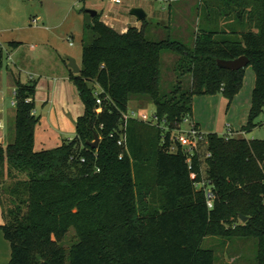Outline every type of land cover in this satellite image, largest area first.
Here are the masks:
<instances>
[{
	"label": "trees",
	"instance_id": "trees-1",
	"mask_svg": "<svg viewBox=\"0 0 264 264\" xmlns=\"http://www.w3.org/2000/svg\"><path fill=\"white\" fill-rule=\"evenodd\" d=\"M199 11L205 20L192 47L151 41L147 18L121 33L101 14L93 17L81 73L71 71L85 113L75 138L57 148L36 151L37 83L18 82L15 138L0 143V230L11 246L9 264H215L216 253L203 248L210 236L257 239V264H264V140L208 134L206 180L198 152L191 156L176 141L171 150V132L192 117L195 96L222 94L231 105L242 91L245 69H223L218 60L250 59L256 85L243 131L259 125L264 0H201ZM167 52L179 56L180 76L189 74L192 84L163 95ZM3 59L0 45V71ZM133 98L154 102L157 125L125 123ZM203 181L215 195L213 209L197 187ZM241 215L249 220L242 224Z\"/></svg>",
	"mask_w": 264,
	"mask_h": 264
},
{
	"label": "rangeland",
	"instance_id": "rangeland-1",
	"mask_svg": "<svg viewBox=\"0 0 264 264\" xmlns=\"http://www.w3.org/2000/svg\"><path fill=\"white\" fill-rule=\"evenodd\" d=\"M119 3L112 0H0V45L4 53L3 66L0 71V120L6 125L4 135L5 146L14 140L15 136V114L16 107L12 102L16 99L15 92L18 82L30 84V76L34 75L37 83L35 97L37 98L36 109L38 116L42 117V124L37 125L36 151H43L40 147L41 137L49 138L50 134L57 133L63 141L75 138V131L65 132L53 126L49 121V109L43 98L49 93V85L54 80H60L67 70V76L71 79L72 72L68 67L67 57L75 59L82 68L84 46L94 38V33L89 29L93 16L91 12H98L104 17L114 20L130 19L136 21L133 12L142 9L147 15V21L151 24L148 38L151 41L174 40L192 47L199 29L203 28L204 15L199 13L201 0H119ZM43 17L39 26L33 25V20ZM122 26L125 24L119 23ZM224 25L215 20V25ZM39 27V28H38ZM44 28V29H42ZM17 42L18 45H13ZM179 56L172 52L163 55L162 61V94L170 95L178 83L182 88L188 89L192 84V77L189 74L180 76L178 60ZM246 79L244 81L243 97L241 103L234 108V117L238 128L249 123L250 112L253 102L254 77L252 66L245 68ZM41 77H43L41 79ZM58 80V81H59ZM61 82V80H60ZM71 82L76 87L74 80ZM58 83V82H56ZM44 86V87H40ZM77 90V89H76ZM100 93L101 89L97 88ZM80 96V95H79ZM217 106L215 119L207 118L206 123H214L218 126V133L224 136L227 133L228 112L231 110L229 101L222 94L217 95ZM80 108L72 107V115L78 120L85 113V105L81 98L78 101ZM250 105L249 111L244 112V104ZM232 104V103H231ZM242 105L241 111L236 113L237 106ZM248 105L246 108H248ZM70 110V109H67ZM78 113V114H77ZM127 113L132 117V122L146 125H157L155 120L156 106L150 99L138 100L133 98L128 103ZM133 113L136 115L133 116ZM76 120V122H77ZM76 122H72L75 124ZM256 128L250 132L240 133L236 138L247 140H264V113L257 119ZM4 126V125H3ZM180 124L179 128L181 129ZM188 125L183 123V129L188 130ZM182 129V130H183ZM169 127L164 129L165 134ZM172 138L180 136L181 133L173 130ZM49 135V136H48ZM232 137V136H224ZM62 141V143H63ZM64 144V143H63ZM46 150L57 148V144H47ZM208 142L200 143L198 153L203 162V176L206 180L208 165L205 160L208 155ZM3 183L0 181V189ZM0 204V217L3 219ZM4 221V220H3ZM242 224L245 223L240 221ZM75 229H71L65 242L66 247L71 246L74 240ZM5 238V237H4ZM4 261L9 264L10 243L4 239ZM203 248L212 250L216 254L215 264H257L258 240L251 237H224L210 236L205 238Z\"/></svg>",
	"mask_w": 264,
	"mask_h": 264
},
{
	"label": "crops",
	"instance_id": "crops-1",
	"mask_svg": "<svg viewBox=\"0 0 264 264\" xmlns=\"http://www.w3.org/2000/svg\"><path fill=\"white\" fill-rule=\"evenodd\" d=\"M99 14V13H98ZM148 17V15H147ZM136 18V17H135ZM137 19V18H136ZM36 20V23L34 22ZM33 20V25L39 26V22H43L44 18L43 17H39L38 19ZM102 20L107 23L108 25H110L111 27H113L114 29H116L117 31L123 33L125 32L130 26L133 27H137V28H141L142 27V22L136 20L135 22L130 20V19H126V20H114V19H110L107 17H104L102 15ZM119 23L125 24L126 26H122ZM39 28V27H38ZM44 29V28H42ZM66 69L62 70L61 73L62 76L60 78V80H54V83H52L51 85H49V93L47 94V97L43 98V102L50 107L49 109V121H51V123L53 122V126L59 128L60 131H65V132H72L76 130L75 124H72V122H76V118L74 119L73 115H72V107H77L80 108L81 105H79L78 101L80 98V94L78 92L77 87H75L73 85V83L71 82V79L67 76L68 73H66ZM71 71V69H70ZM255 73V72H254ZM43 77H41L42 79ZM246 78V76H245ZM30 81H36L35 76L31 75L30 76ZM245 81V79H244ZM254 81V85H256V75L253 79ZM58 82V83H56ZM40 87H44V86H40ZM244 89V88H243ZM243 89L242 91L235 97V99L233 100L232 104H231V110L228 112V118H227V124L225 125V128L227 130V133L224 134V136H238L241 132L245 133L242 129V131H238L235 128L237 127V124H233L234 122H236V117H234V108L236 106L237 103H241L242 97H243ZM255 89V86H254ZM35 102L37 104V98L35 97ZM218 102H220V100H217V95L215 96H195L193 99V115L191 117V119L194 121V123L199 127V129L206 135L211 134V133H217L218 135H220V133H218V126L214 123V117L216 115V110L214 108V106L218 105ZM248 105V103L244 104V107L242 105L237 106V110L236 113H239L241 111L240 108H244V112L245 111H249V107L250 105H248V108H246V106ZM13 106V105H12ZM15 107V106H13ZM70 109V110H67ZM1 113V111H0ZM36 115L38 116V112L37 109L35 110ZM78 114V113H77ZM207 118H214L212 120V122H210V124H208ZM42 117H41V122L40 124H42ZM0 122H4L3 120H0ZM4 127L3 129H0V140L1 143H4V135L6 134V125L5 123H3ZM38 128V126H37ZM242 128H244V125L242 126ZM36 134H37V129H36ZM35 134V148H36V141H37V135ZM76 134V133H75ZM49 136V135H48ZM76 136V135H75ZM222 136V135H220ZM40 147L43 148L41 150H46L48 147L47 144H57L59 146H61L63 143V139L59 138V134L57 133H52L50 134L49 138L46 140V138H40ZM69 140H72V138H70ZM64 142V141H63ZM46 148V149H45ZM4 221L3 219L0 217V225H3ZM4 234L3 232L0 230V264H7V262L5 263L4 261ZM10 252H11V246H10ZM11 259V253H10V258H9V262Z\"/></svg>",
	"mask_w": 264,
	"mask_h": 264
},
{
	"label": "built area",
	"instance_id": "built-area-1",
	"mask_svg": "<svg viewBox=\"0 0 264 264\" xmlns=\"http://www.w3.org/2000/svg\"><path fill=\"white\" fill-rule=\"evenodd\" d=\"M113 2L119 3V0H112ZM36 23V20L34 21ZM16 95V92H15ZM98 100L97 103L101 104L102 101L100 99V93L98 92L97 94ZM32 99H28V102H31ZM16 100H14L12 102L13 106H16ZM136 114L133 113V116H135ZM132 117L128 115V113L124 114V121L125 123H128L129 120H131ZM155 120L157 121L158 124V118L155 116ZM183 123H186L189 127L188 130H184L183 129ZM181 125V129L179 128L177 131L181 133L180 136H175L174 138H172V140L174 141V146L171 147L172 152H176L177 151V146L175 145L176 142H179L180 145L185 149V152L189 153L191 156L194 155L197 151H198V147L200 145V143H205L207 141V135L204 134L199 127H197V125L194 123V121L191 119V117H188L184 120ZM3 123L0 122V129H3ZM183 129V130H182ZM176 141V142H175ZM1 143V140H0ZM126 143V135L125 134H121V138L118 142L119 145L124 146ZM207 156H210L209 154ZM122 158V155H121ZM189 164L191 165V160L189 159ZM197 187L199 189H203L206 192V196H207V203L210 209H213L214 207V198L215 195L211 189V187H207L205 181L198 183Z\"/></svg>",
	"mask_w": 264,
	"mask_h": 264
},
{
	"label": "water",
	"instance_id": "water-1",
	"mask_svg": "<svg viewBox=\"0 0 264 264\" xmlns=\"http://www.w3.org/2000/svg\"><path fill=\"white\" fill-rule=\"evenodd\" d=\"M91 15L93 17H96L98 15V12H91ZM133 15L137 18L138 21L142 22L147 18V14L142 9H137L133 12ZM68 61V67L71 69V71L74 74H80L81 73V67L78 65L77 61L73 58L67 57L66 59ZM218 65L220 68L232 70V71H238L241 69H245L250 65V59L246 56H243L241 58H238L236 60H218ZM100 144V138L96 134V140L91 144L93 148H98ZM241 220L243 222H247L249 219L248 217H245L243 215L240 216Z\"/></svg>",
	"mask_w": 264,
	"mask_h": 264
}]
</instances>
